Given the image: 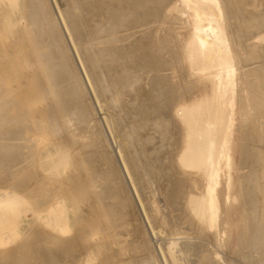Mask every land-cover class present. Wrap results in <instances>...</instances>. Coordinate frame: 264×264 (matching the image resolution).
Masks as SVG:
<instances>
[{
    "label": "rangeland",
    "instance_id": "rangeland-1",
    "mask_svg": "<svg viewBox=\"0 0 264 264\" xmlns=\"http://www.w3.org/2000/svg\"><path fill=\"white\" fill-rule=\"evenodd\" d=\"M174 1L40 0L41 25L36 31L32 25L29 28L32 27V35L53 48L54 57L74 80L72 84L54 83V94H41L26 105L11 92L16 81L7 80V74L0 72V194L6 198L17 195L25 205L19 225L24 240L7 244L12 246L9 249L0 246V264H40L55 252L57 259L60 257L59 264H175L169 252L173 238V241L180 240L177 250L179 253L183 250L181 256L185 261L181 264H264L263 106L253 109L256 131L248 144L243 145L251 153L245 165L240 163L242 119L240 98H237L232 138V192L237 198L230 207L225 202L224 185L220 190L224 220L221 228L227 232L225 236L209 231L187 206L189 196L200 195L204 180L200 171L184 170L179 163L186 126L177 109L181 104L211 97L212 84L206 78L192 75L189 69L185 47L192 30L188 18L179 14L165 18ZM246 1L247 13L243 12L239 19L243 43L236 38L234 49L239 50V58L247 57L250 65L244 67L241 62L237 67L249 68L252 72L255 90L264 105V55L251 54L248 49L245 55L242 45L264 33V0ZM26 3L17 0L10 7L3 6L8 13L12 12L7 13L8 17L0 16L1 21L8 20L11 24L14 21L16 28L10 22L9 26H3L0 21V68L7 64L5 59L13 51V43L23 39L21 30L28 24L23 17L30 11L29 0ZM145 3L149 4L146 10ZM19 4L28 7L19 8ZM26 8L29 10L22 12ZM109 14L115 16L111 18ZM21 16L23 22L18 27L15 19L20 21ZM145 16L149 22L147 27L127 29L135 22L142 23L137 17ZM112 26L119 31L114 32ZM6 27H10L7 32ZM15 33L21 35L20 40ZM115 37L119 40L107 43ZM141 37L143 41L139 45L136 41ZM168 68H178V77H161L171 73ZM35 75V69L29 68L23 82L34 86ZM154 77L158 85L165 84V87L160 86L162 93L156 92L155 99L153 96L148 102V84ZM170 83L181 85V97H175L167 108L169 96L175 93L166 92L170 89L166 85ZM138 84L147 89L142 92H147L149 97L137 94ZM68 90L70 99L65 96ZM226 114L227 111L224 119ZM24 127L27 135L19 136ZM49 148L70 158L55 174L48 173L39 164ZM23 150L26 152L21 154ZM17 155L22 159L26 156L27 160L34 157L35 164L29 160L28 171H22L19 167L23 163L15 165L9 160L10 156ZM73 178L79 187L72 195L73 200L71 195L69 200L68 188ZM60 209L65 211L60 219V228L65 229L62 233L51 224L56 218L53 212ZM75 237L79 241L64 251L62 245ZM188 250L191 255L187 256Z\"/></svg>",
    "mask_w": 264,
    "mask_h": 264
},
{
    "label": "bare ground",
    "instance_id": "bare-ground-1",
    "mask_svg": "<svg viewBox=\"0 0 264 264\" xmlns=\"http://www.w3.org/2000/svg\"><path fill=\"white\" fill-rule=\"evenodd\" d=\"M15 2H17V0H0V9H1L0 16L6 15L8 17V15H10L12 10L10 11V13H8L9 10L7 8H4L3 6L10 7ZM25 3H26V0H25ZM247 3L248 1L246 0H175L173 5L170 8H168L167 12L165 13V18H168L174 14H179L181 16H186L188 18L189 22L191 23V30H192L190 40L187 42L186 47H185V53L187 54V57H188L189 69L192 75L199 76V77L201 76L203 78H206L210 80L212 84L211 97L205 96L200 101H195L192 104H188V105L181 104L179 108L177 109V114L181 117V119L183 120V123L186 126V134H185V137L183 136L184 141H183L182 148L179 151L180 154H179L178 160H179L180 165L183 167V169L184 168L189 169V170L191 169L190 171H192L193 169L194 171L196 170V172H199V171L201 172L203 180H204L203 189L200 190L201 193L199 196L191 195L188 197L187 206L193 212V214L198 218V220H200V222L202 221L203 223H205L209 231L214 232L219 237L225 236V234L227 233L224 229L221 228V224L224 222V220L222 219V211H221V204H220V190L223 187V185H224V190H225L226 205L230 207L231 202L233 201L235 202L237 198L235 195H233V192H232V188H233L232 138H233L234 128H235L234 116H235V111L237 109V98L238 97L240 98L239 108H240V116L242 119V124L240 126V132H241L240 136H241V141H242V143L240 144V152H241L240 163L242 162L245 165L248 163V158L251 153L243 145L248 144L249 137L253 136L256 131V124L254 122L255 118L253 115V109L254 107H262V106L264 108V105L261 104L262 97L255 90L256 84L252 77V72L249 70V68L248 69L246 68V70L245 69L241 70L242 67H237V63L240 64L241 62L244 63L243 65L244 67L245 66L249 67L250 65L249 59L247 57H243L244 59L239 58L240 55L237 54L239 50L236 51L234 49L235 48L234 42L236 41V38L237 40L242 42V37H241V32H240L242 25L239 19L242 13L246 12ZM148 5H149L148 3H145V5H143V8L147 6L146 8H144L146 10L148 8ZM24 6L21 7L19 4V8L20 7L25 8ZM14 7H15V4H14ZM26 7H28V5H26ZM39 8H40V0H29L30 11L28 12V14L26 13L27 14L26 17H23V19L28 21V24L25 23L26 22L25 21L24 25L26 24L27 25L24 27L21 26L22 27L21 35L23 34V39L21 42H18L17 44L13 43V46L11 45L12 47L10 46L13 51L11 53L9 51V53L7 54V59H5V61L7 60L6 61L7 64H5L4 67L0 68V72H4L7 74V77L9 78L7 80L12 81L13 79V81H16V85L13 86L11 92H13V94L18 99H20L21 102H23L26 105H28L29 102L32 101L33 99L40 98L41 94H45V95L47 94L50 95L52 93L54 94L55 84L61 85V83L63 82H67V83L70 82L69 84H72L74 80L72 77V74L68 72L67 70H65V67L61 63H59L54 57L56 54L53 48H48L42 39H37L35 37L36 35L34 34L32 35V31L30 30L32 27L29 28V25L30 26L32 25L35 31L37 27L39 28L41 25V16L39 13ZM29 9L28 8H26L25 10L23 9L22 12L29 10ZM15 10L16 9H14L13 11L15 12ZM22 15L25 16L24 14ZM158 15L160 16V13ZM112 16L110 17L112 18ZM11 17L13 18L12 14H11ZM137 19H142L143 22L142 23L135 22L132 25V27L130 26V24L129 25L127 24L128 26H130L127 29L132 28L136 30V28H138L137 30H139L140 27H143V28L147 27L149 23L147 16L142 17V18L137 17ZM11 20H14V18ZM0 21H1V18H0ZM8 22L10 21L8 20L7 22L3 21V26H6V25L9 26ZM21 22H23L22 16H21L20 21L19 19L18 21H16L15 19V23L17 26H18V23L20 26ZM13 23L14 21L12 22V24ZM12 24L10 22V26L15 27V25L13 24L12 26ZM108 26H109V23H108ZM0 27H2V25ZM113 27L114 26H112L111 29H113ZM6 28L7 29L6 30L4 29V30L7 32V30H9L10 27H6ZM111 29L109 28V30ZM107 30L105 31L108 33L109 30L108 31ZM114 30H116V28L113 29V31ZM116 31L117 32L119 31L118 28ZM134 32L138 33L139 31L137 32L134 31ZM111 34H113V32ZM16 35L17 34L15 33V36ZM21 35L20 36L19 34L17 35L19 36L18 40H20ZM136 35L134 37V40L136 38ZM165 36H167V34H165ZM142 38L143 37H141L140 39L136 41L137 44L139 45L142 44V41H143ZM166 39H168V37ZM118 40L119 39L115 37V38L108 40L107 43L116 42ZM6 41H7V37H6L5 42ZM245 43L246 45L242 44L244 46L245 55L248 54V51L251 54L256 53L258 56L264 55L262 54L264 53V33L258 34L253 39V41H251V43L249 44H247V42ZM238 45L240 44L238 43ZM246 49H248V51H246ZM262 60H264V58ZM29 68L35 69V72H36V75L33 78V82L35 83V85L33 84L34 86H31V87L29 86L30 82L29 83L23 82L26 78L25 72ZM177 69L168 68L166 70L171 71V73L168 75H163L161 77L177 78L178 72H179ZM145 79H143V81L147 80ZM155 79L157 78L154 77V80L152 78L151 81L149 82L148 85H150V89L148 86H146L149 89L148 91L150 93V97L147 94V92L146 93L142 92V91L145 92L147 89L143 90V88H140L142 86L140 85L141 84L140 81H138V83H140L138 84V88H140V91L136 90L137 94L139 96L141 95L143 96V94L144 96H146L147 94V96L149 97V100L150 98L152 99L153 96H154L153 98L155 99V96L157 94L156 92H160L162 90L160 86L165 87V84L158 85V83L155 82ZM127 82L125 83V85L128 84ZM67 85L66 87H68ZM175 85L171 83L166 85L167 88H170L169 91H166L167 93L168 92L172 93L175 91V93L169 96L170 98L168 100V103L165 104L167 108H169L170 104L174 101L175 97H181V93H180L181 85L178 84V86L176 85V87H173ZM143 87L145 88V84L143 85ZM65 96L68 99H70L69 90L65 92ZM73 97L75 99L74 90H73ZM149 100H146V101L151 102V100L150 101ZM73 102H71V104ZM152 102H154V100ZM226 111H227V114H226L227 118L224 119V113ZM60 113H61V109H60ZM29 121H31V119ZM39 125H41V123ZM43 132L45 133L44 130ZM18 135L19 136L27 135V131L25 127L20 131ZM24 151L25 150H23L21 154L26 152ZM20 155H17V157L15 156V158L10 156L9 160H13L15 162V163L13 162L15 165H21L23 163V166L19 167L21 170L22 169L27 170L28 166L26 167V163H28L29 160L30 162L31 161L33 162V163L31 162L32 165L35 164L36 159L34 157L32 159L27 160L26 156H25V159H22L21 157H19ZM39 160H40L39 164H41V167L45 169V171H48V173L55 174L57 173L58 169L61 167L63 163L67 164L70 161V158L69 157L66 158L65 155L63 156V154L59 153V151L49 148L46 154L41 156ZM23 161H25V164ZM36 164H38V161ZM50 164L52 167H49ZM189 170L185 172H188ZM21 176L23 177V172ZM24 184L25 186H32L26 183ZM78 187H79V183L77 182L76 179L74 180L73 178L70 181L69 188H68L70 189V192L67 191L68 197L67 196L66 197L69 199V197L71 198L72 195H75L78 192ZM72 200H73V196H72ZM0 202H4V204L2 205L0 204V246L5 245L3 249H9L12 246L11 245L7 246V244H10L12 241H15V243H17L18 241H20V239L21 241L22 239L24 240V237L21 238L19 225L21 223V218L24 213L23 210L25 209L24 208L25 205L21 204L20 197H18L17 195H13V194H10L8 198L0 194ZM29 204L26 203L27 206ZM62 208L65 209L64 207ZM63 209L58 210L57 212H55V214L53 212V215H55L56 218H54V221H52L51 223L52 225L55 226V228L59 230L60 233L65 231V229L60 228L61 227L60 219H62V216L64 215V212H65V211L62 212ZM40 215L41 213H39L37 217H39ZM85 218L87 217L85 216ZM85 218L83 221H85ZM89 224L91 223L89 222ZM77 226L79 227V225ZM32 229L31 231L30 230L28 231L32 232ZM79 235H81V233ZM178 238L180 239V236ZM173 240L170 241L171 243L169 244L170 245L169 252H170L173 262L175 264H181L185 261L182 258L183 250L181 251L182 254H180L181 252L179 253L177 250L179 249L180 240L178 239H177L178 241H173ZM77 241H79V239L75 237L70 242H67L66 244L62 245L63 247H65L64 251L66 249H70L71 247L75 246ZM189 253L191 252H189L188 250V253L186 255L188 256ZM55 254L53 253H50L49 255L47 254L48 256L44 260L43 259L41 260L40 258H38L41 260L39 263L40 264H59L58 259L60 257H58L57 259ZM76 254H79V253L76 252Z\"/></svg>",
    "mask_w": 264,
    "mask_h": 264
}]
</instances>
